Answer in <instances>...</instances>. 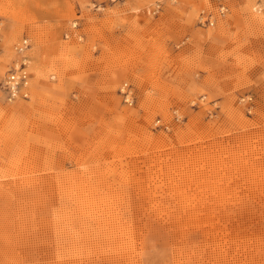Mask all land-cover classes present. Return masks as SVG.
Returning a JSON list of instances; mask_svg holds the SVG:
<instances>
[{
  "label": "rangeland",
  "instance_id": "obj_1",
  "mask_svg": "<svg viewBox=\"0 0 264 264\" xmlns=\"http://www.w3.org/2000/svg\"><path fill=\"white\" fill-rule=\"evenodd\" d=\"M0 264H264V0H0Z\"/></svg>",
  "mask_w": 264,
  "mask_h": 264
},
{
  "label": "built area",
  "instance_id": "obj_2",
  "mask_svg": "<svg viewBox=\"0 0 264 264\" xmlns=\"http://www.w3.org/2000/svg\"><path fill=\"white\" fill-rule=\"evenodd\" d=\"M225 10V8H222L221 12L224 13ZM209 24L213 25L212 22H209ZM31 48L32 45L28 38L23 39L16 46V51L19 55H21V59L13 64L2 83V90L9 103H15L19 100H28L30 98L31 75L29 72L28 58L24 55ZM123 96L127 104L130 106L134 104V100L128 90L127 92H123Z\"/></svg>",
  "mask_w": 264,
  "mask_h": 264
},
{
  "label": "bare ground",
  "instance_id": "obj_3",
  "mask_svg": "<svg viewBox=\"0 0 264 264\" xmlns=\"http://www.w3.org/2000/svg\"><path fill=\"white\" fill-rule=\"evenodd\" d=\"M226 11V10H225ZM225 11H224V13H225ZM127 85V84H126ZM124 87V86H123Z\"/></svg>",
  "mask_w": 264,
  "mask_h": 264
}]
</instances>
